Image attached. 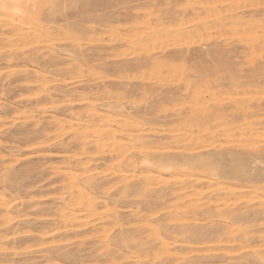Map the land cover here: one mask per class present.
Wrapping results in <instances>:
<instances>
[{"label": "rangeland", "instance_id": "374dc122", "mask_svg": "<svg viewBox=\"0 0 264 264\" xmlns=\"http://www.w3.org/2000/svg\"><path fill=\"white\" fill-rule=\"evenodd\" d=\"M25 4L0 11V264H264V0Z\"/></svg>", "mask_w": 264, "mask_h": 264}, {"label": "bare ground", "instance_id": "6f19581e", "mask_svg": "<svg viewBox=\"0 0 264 264\" xmlns=\"http://www.w3.org/2000/svg\"><path fill=\"white\" fill-rule=\"evenodd\" d=\"M25 1H27V0H0V11H1V15H3V16H5V15H7L8 13H18V12H20V14H21V12L22 11H25L26 10V7L28 6V5H26L25 4ZM32 1V0H31ZM28 3H29V1H28ZM26 5V7L24 8L23 6L24 5ZM38 4V3H37ZM31 5V4H30ZM33 5H36L34 2H33ZM37 6V5H36ZM33 7V6H32ZM23 8L25 9V10H23ZM28 10V9H27ZM26 10V11H27ZM10 13V14H11ZM22 14H23V12H22ZM21 14V15H22ZM12 15V14H11ZM11 15H9V16H11ZM15 15H17V14H15ZM19 15V14H18ZM23 15H25V14H23ZM14 16V15H13ZM10 20V19H9ZM12 21V20H11ZM17 24V23H16ZM16 30V29H15ZM43 90V89H42ZM107 91V90H106ZM42 92H44V91H42ZM116 106H117V104H116ZM105 128V127H104ZM137 132V131H136ZM111 133V130H108L107 131V135L108 134H110ZM112 135V134H111ZM138 137V136H137ZM109 138V137H108ZM140 138V136L138 137V139ZM147 139V138H146ZM142 146V145H141ZM145 146H146V144H145ZM138 148V147H137ZM138 152V151H137ZM143 161H144V159L143 158H141ZM146 159V158H145ZM147 163V162H146ZM163 169V168H162ZM169 170V169H168Z\"/></svg>", "mask_w": 264, "mask_h": 264}]
</instances>
